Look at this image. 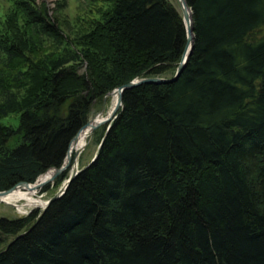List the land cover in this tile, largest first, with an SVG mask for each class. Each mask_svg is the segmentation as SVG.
Segmentation results:
<instances>
[{
  "label": "trees",
  "instance_id": "1",
  "mask_svg": "<svg viewBox=\"0 0 264 264\" xmlns=\"http://www.w3.org/2000/svg\"><path fill=\"white\" fill-rule=\"evenodd\" d=\"M9 1L0 118L19 121L0 120V190L60 166L107 92L174 75L187 43L172 0H109L76 36L46 5ZM187 2L179 77L126 88L66 191L0 215V264H264V0Z\"/></svg>",
  "mask_w": 264,
  "mask_h": 264
},
{
  "label": "rangeland",
  "instance_id": "2",
  "mask_svg": "<svg viewBox=\"0 0 264 264\" xmlns=\"http://www.w3.org/2000/svg\"><path fill=\"white\" fill-rule=\"evenodd\" d=\"M34 4H39L42 6L47 7L50 15L53 18L57 19V22L63 27L65 32L70 34L71 36H76L82 29L86 27V24L93 17H96L100 14V11L103 8H107L110 6L109 0H32ZM177 6L179 7L178 0H172ZM10 1L9 0H0V23L4 21V18L10 11ZM90 23V22H89ZM264 30H262L263 32ZM53 45L46 48L47 51L53 49ZM85 66L81 67V70H84ZM25 90H21L20 94L24 93ZM112 94H110L106 100H104L103 104H98L95 106L94 111L92 112L91 116L100 112L101 115H106L112 104ZM90 116V117H91ZM0 120L3 123L11 124L16 126L19 121V114L12 113L8 116L1 117ZM107 123H103L98 127L104 126ZM15 139L11 140V143L14 142ZM98 149V140L96 137H93V134L89 136L87 140V144L81 151L80 155L78 156V165L79 167L85 166L92 160L93 156H95V152ZM70 173V169H69ZM55 180V179H54ZM54 180L51 181L50 186L46 190H38L35 193L37 198L47 200L51 195H53L59 188L62 186L63 182L56 186ZM41 190V191H40ZM20 203H23L24 200H19ZM25 212L20 211L18 205H12L9 202L1 201L0 202V215H8V216H17L20 214H27L34 208H42V207H34V206H25ZM31 208V209H30ZM27 211V212H26Z\"/></svg>",
  "mask_w": 264,
  "mask_h": 264
},
{
  "label": "water",
  "instance_id": "3",
  "mask_svg": "<svg viewBox=\"0 0 264 264\" xmlns=\"http://www.w3.org/2000/svg\"><path fill=\"white\" fill-rule=\"evenodd\" d=\"M178 1H179L180 5H181V9L183 11L184 20H185L186 27H187V43H186L182 58H181L180 62L178 63L176 73L174 75H172V76L151 75V76L137 77V78H134V79H132L130 81H127L126 83H124L122 85H119V86L115 87L112 91L107 92L105 94V96H104L105 100L107 99V97L110 94H112L114 91H117L118 92L117 102H116L115 106L112 108V110L109 111L106 114L105 118L100 120L98 123L92 125L90 136L93 134L94 130L99 125H101L103 123H109L108 128L110 127L111 121L117 116V112L119 111V109L123 105V92H124V90L126 88L134 86V85L141 84L143 82H155V83L170 82V81H173V80L177 79L179 77V75L181 74V72H182V70H183V68H184V66H185V64H186V62H187V60H188V58L190 56V53L192 51L193 44H194V39H195V32H194V25H193L192 7L188 4L187 0H178ZM99 113L100 112H98V113L94 114L93 116H91L81 126V128L77 131V133L73 136V138L71 139V142H70V145H69V148L67 150V154H66V157H65L63 163L60 166H55V167L50 168V169L53 170L52 175L49 178L43 180L42 182L36 184L37 187L42 188L43 186H45L48 183H50L51 181H53L60 173H62L65 170L70 168L69 176L63 181V184L59 188V190H57L53 195H51L47 199L46 204L44 205V208H46L53 200H55L56 198L60 197L66 191V189L68 188V186L71 183V181L73 180V178L84 168V167H79L78 160H77V156H79V153L83 149L76 150L75 157H73L71 146H72L73 142H76L78 140V136H79L81 130H83L89 124H91L92 120ZM86 144H87V142H86ZM96 155H97V153L95 154V156ZM95 156H94V158H95ZM30 183H32V182L27 181V180H21V181L17 182L16 184H14L13 186H11V187H9L7 189L0 190V195L7 194V193L11 192L16 187L24 186V185L30 184ZM1 201L7 202L4 199H0V202ZM8 202L11 203L12 205H15V206L17 205L14 202H10V201H8Z\"/></svg>",
  "mask_w": 264,
  "mask_h": 264
},
{
  "label": "bare ground",
  "instance_id": "4",
  "mask_svg": "<svg viewBox=\"0 0 264 264\" xmlns=\"http://www.w3.org/2000/svg\"><path fill=\"white\" fill-rule=\"evenodd\" d=\"M112 97H113V100H112V104L110 106L109 111L112 110V108L115 106V104L117 102L118 92L114 91L112 93ZM105 117H106V115L103 116L100 113L97 114V116L92 120V123L89 124L83 130H81V132L78 136V140L76 142H73L72 146H71L73 157H75L76 150H81L85 147L86 142L90 136L92 125L98 123L100 120H102ZM80 153H79V155H80ZM77 160H78V156H77ZM52 173H53V170L50 169L47 172H45L44 174L40 175L38 177V179L36 180V182L26 184L24 186L16 187L11 192H9L7 194L0 195V199H4L7 202L10 201V202L16 203L18 205L20 211H22V212H25V210H26L25 206L44 207L47 200L45 201V200L37 198L35 196V193L39 188L36 186V184L42 182L43 180H45L47 178H49L52 175ZM21 199L24 200L23 203L19 202V200H21Z\"/></svg>",
  "mask_w": 264,
  "mask_h": 264
}]
</instances>
